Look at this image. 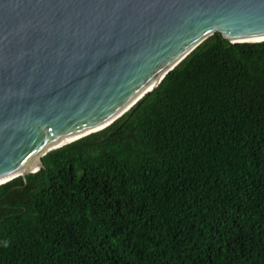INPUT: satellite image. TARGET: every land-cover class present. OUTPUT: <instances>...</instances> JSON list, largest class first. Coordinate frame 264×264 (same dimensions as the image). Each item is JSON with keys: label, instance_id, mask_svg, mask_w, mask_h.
I'll list each match as a JSON object with an SVG mask.
<instances>
[{"label": "trees", "instance_id": "obj_1", "mask_svg": "<svg viewBox=\"0 0 264 264\" xmlns=\"http://www.w3.org/2000/svg\"><path fill=\"white\" fill-rule=\"evenodd\" d=\"M42 161L0 186V264H264V42L215 34Z\"/></svg>", "mask_w": 264, "mask_h": 264}, {"label": "water", "instance_id": "obj_2", "mask_svg": "<svg viewBox=\"0 0 264 264\" xmlns=\"http://www.w3.org/2000/svg\"><path fill=\"white\" fill-rule=\"evenodd\" d=\"M215 34L264 42V0H0V186L120 120Z\"/></svg>", "mask_w": 264, "mask_h": 264}, {"label": "bare ground", "instance_id": "obj_3", "mask_svg": "<svg viewBox=\"0 0 264 264\" xmlns=\"http://www.w3.org/2000/svg\"><path fill=\"white\" fill-rule=\"evenodd\" d=\"M159 83V82H158ZM157 83V84H158ZM156 84V85H157ZM37 166H39V160H37L29 169H28V171L29 172H32V171H34V174H35V172H36V170H35V168L37 167ZM13 178H11V179H9V180H7V181H5V182H3V183H6V182H8V181H11ZM3 183H1V184H3Z\"/></svg>", "mask_w": 264, "mask_h": 264}]
</instances>
